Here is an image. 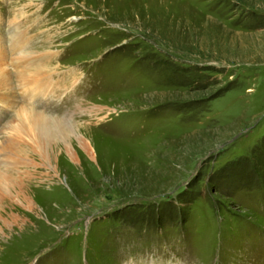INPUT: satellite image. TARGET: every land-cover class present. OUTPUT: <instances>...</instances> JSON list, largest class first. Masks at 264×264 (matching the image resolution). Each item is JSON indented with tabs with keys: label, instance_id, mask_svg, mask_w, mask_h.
<instances>
[{
	"label": "rangeland",
	"instance_id": "obj_1",
	"mask_svg": "<svg viewBox=\"0 0 264 264\" xmlns=\"http://www.w3.org/2000/svg\"><path fill=\"white\" fill-rule=\"evenodd\" d=\"M0 264H264V0H0Z\"/></svg>",
	"mask_w": 264,
	"mask_h": 264
},
{
	"label": "bare ground",
	"instance_id": "obj_2",
	"mask_svg": "<svg viewBox=\"0 0 264 264\" xmlns=\"http://www.w3.org/2000/svg\"><path fill=\"white\" fill-rule=\"evenodd\" d=\"M16 32V31H15ZM1 78H3L2 76H1ZM5 82V81H4ZM8 82V81H7ZM10 83V82H9ZM3 85V84H2ZM5 86V85H4ZM9 87V86H8ZM29 116V118H32V115H30V114H28V115H26V117H28ZM33 120H35L36 121V123H34V122H31V125L33 126V127H36V129H38L39 131H40V129H46L47 127H46V122H44V121H42L43 120V116L41 117V115H36L34 118H33ZM39 126H40V129H39ZM27 197L25 196V199H26ZM33 211V210H32Z\"/></svg>",
	"mask_w": 264,
	"mask_h": 264
}]
</instances>
